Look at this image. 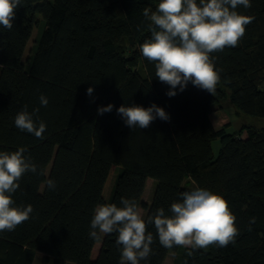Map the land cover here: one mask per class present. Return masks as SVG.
I'll use <instances>...</instances> for the list:
<instances>
[{"label": "trees", "instance_id": "16d2710c", "mask_svg": "<svg viewBox=\"0 0 264 264\" xmlns=\"http://www.w3.org/2000/svg\"><path fill=\"white\" fill-rule=\"evenodd\" d=\"M158 2L22 0L13 28L0 26V151L24 147L37 166L12 194L14 206L30 204L33 212L14 231L0 233V264H32L38 251L43 264H120L117 233L89 235L94 208L134 199L147 221L158 208L171 215L181 193L197 187L226 199L239 230L235 241L222 248H165L149 224L151 254L141 264H163L169 252L171 264H264V127L243 123L228 131L210 119L226 95L239 111L264 117V0L238 6L240 14L254 17L245 35L236 47L210 54L222 69L214 95L189 82L172 97L166 94L170 86L155 77L154 62L139 51L151 38L143 10L156 11ZM40 21L43 27L24 60ZM109 104L112 111L99 115L98 108ZM133 104H155L170 118L130 129L116 110ZM25 105L29 113L39 109L33 119L45 123L43 139L15 126ZM148 178L154 188L145 202ZM48 179L55 189L47 187Z\"/></svg>", "mask_w": 264, "mask_h": 264}, {"label": "clouds", "instance_id": "9594fccd", "mask_svg": "<svg viewBox=\"0 0 264 264\" xmlns=\"http://www.w3.org/2000/svg\"><path fill=\"white\" fill-rule=\"evenodd\" d=\"M22 6V0H0V26L11 30L15 12ZM238 6L250 8V0H159L156 11L145 8L144 17L150 21L151 38L139 47L144 58L155 64V77L170 86L166 93L172 97L178 86L183 91L189 82L195 87L214 95L220 80L213 52L226 47H236L246 32V26L254 17L240 14ZM93 88L87 89L91 96ZM40 104L47 106L43 94ZM113 105L99 107L98 114L111 112ZM32 113L19 111L15 126L38 139L46 131L44 122H37ZM118 115L130 129H145L157 118L167 121L169 115L161 107L152 104L148 108L138 105H121ZM26 149L0 151V233L14 231L27 221L33 212L32 205L14 206L12 194L19 188V181L25 173L37 172V166L25 157ZM49 189H55L52 179L46 181ZM182 201L173 202L171 215L158 208L147 221L142 217L136 200L121 198V207L116 204H98L94 208L89 233L91 238L100 239L99 234L117 233L116 244L120 248V264H141L151 254L153 235L147 231L154 225L161 246L165 248L184 247L205 249L210 246L227 247L239 234L236 217L226 199L204 188H195L181 193ZM254 219V218H253Z\"/></svg>", "mask_w": 264, "mask_h": 264}, {"label": "rangeland", "instance_id": "374dc122", "mask_svg": "<svg viewBox=\"0 0 264 264\" xmlns=\"http://www.w3.org/2000/svg\"><path fill=\"white\" fill-rule=\"evenodd\" d=\"M38 17L40 18V20H42L41 15L38 14ZM42 22L40 21L32 31V35L26 45V49L23 55L24 60L28 58L29 50L33 46L35 38L38 36L39 32L43 27ZM237 110L238 109L230 101L229 96L226 95L220 100L219 107L217 106L215 110L211 113V121H213V125L216 128L222 127L224 125H228L227 126L228 131L237 130L239 126L243 123L251 124L256 127H264V117L250 115ZM242 136H246L245 131L242 132ZM211 146H212L213 156L215 157L219 151L220 140L218 138L213 139L211 142ZM114 178H115V173L110 182V188L113 185ZM184 184L192 188H195L194 184L190 181V179H186L184 181ZM153 188H154V181L152 178H148L146 181L144 192L141 197L142 201L148 202L150 200L153 192ZM140 209L143 217L144 211L141 207ZM99 246H100V242H97L92 248V252H91L92 257H94L97 254ZM43 255L44 254L42 252L38 251L34 257L32 264H43ZM172 259H173V253L169 252L163 264H171ZM66 264H70V262H67Z\"/></svg>", "mask_w": 264, "mask_h": 264}, {"label": "crops", "instance_id": "0c3cea01", "mask_svg": "<svg viewBox=\"0 0 264 264\" xmlns=\"http://www.w3.org/2000/svg\"><path fill=\"white\" fill-rule=\"evenodd\" d=\"M210 119H211V115H210ZM212 123H213V121H212Z\"/></svg>", "mask_w": 264, "mask_h": 264}]
</instances>
